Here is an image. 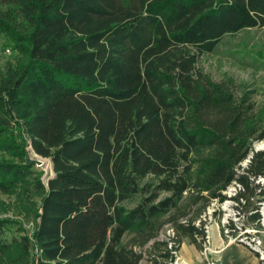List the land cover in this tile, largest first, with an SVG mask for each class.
Segmentation results:
<instances>
[{
    "label": "trees",
    "instance_id": "1",
    "mask_svg": "<svg viewBox=\"0 0 264 264\" xmlns=\"http://www.w3.org/2000/svg\"><path fill=\"white\" fill-rule=\"evenodd\" d=\"M262 27L264 0H0L18 52L0 70V194L39 199L31 237L6 240L0 219V264H164L165 225L174 251L202 252L200 217L234 184L258 227L264 115L197 62ZM23 137L51 161L46 186Z\"/></svg>",
    "mask_w": 264,
    "mask_h": 264
},
{
    "label": "rangeland",
    "instance_id": "2",
    "mask_svg": "<svg viewBox=\"0 0 264 264\" xmlns=\"http://www.w3.org/2000/svg\"><path fill=\"white\" fill-rule=\"evenodd\" d=\"M17 58L18 52L14 49L12 43L4 37L1 38L0 70H3L9 64H13ZM197 69L206 74L212 81L227 84L236 97H249L250 101L256 106L257 112L264 115V27L244 29L234 35L225 36L214 52L199 57ZM27 141L28 139L24 138L26 144L24 148L25 156L32 154L27 146ZM261 142L254 143L253 149L255 150ZM4 159L9 160L10 158L4 156ZM246 164L247 159L241 166L245 167ZM44 168L47 169L38 168V171L40 181L46 186L44 175L45 173L50 174L51 169L48 164H45ZM258 183L261 189L264 190V178L258 179ZM237 192L236 185H231L224 192L227 200L223 203L212 201L209 204L200 217V220L204 222V229L208 228L210 232L222 231L225 228H234L235 224L237 226L243 224V219L241 216L238 218L234 209L235 203L228 199ZM161 196H164V194ZM38 204L39 199L37 196L16 199L14 196L0 194V219H7L16 223L15 226L10 227L5 232L4 237L6 240L22 233L32 236L37 223L35 212ZM19 229L22 230V233ZM169 231L170 226L165 225L159 232L157 240L166 241ZM148 247L146 246L145 249ZM209 261L211 260L209 259ZM148 262V260H144L140 264H148Z\"/></svg>",
    "mask_w": 264,
    "mask_h": 264
},
{
    "label": "built area",
    "instance_id": "3",
    "mask_svg": "<svg viewBox=\"0 0 264 264\" xmlns=\"http://www.w3.org/2000/svg\"><path fill=\"white\" fill-rule=\"evenodd\" d=\"M27 146L32 151L31 152L32 154L31 155L28 154L26 158H29L30 160L38 161V164H35V165L33 164V166L36 169L41 168V169L46 170L47 168H44V165L46 164L45 161H49V165L51 169L50 160L49 159L47 160L46 158H42L36 155L30 146L29 140L27 141ZM52 175H53L52 169H51L50 174L45 173L44 178H45L46 184ZM235 185L238 188V190L241 189L239 185L237 184ZM258 211L260 215L258 227L254 225H244V224H240L241 226H237L235 224V227L233 229L225 228L222 231L220 230L219 233H220L221 238H223L226 243H238L240 245L245 246L252 253L257 255L256 257L260 264H264V203H260V207ZM237 216L239 218V215ZM205 234H206L205 243H204L203 251L201 252V254L203 255L207 264H214V262L209 261L208 259V255L211 252L209 249L210 231L208 228H205ZM173 241H174V232L170 229L166 242H167V248L170 250L171 256L169 259H167L164 262V264H186L180 259L178 251L173 250L172 248L174 245ZM148 264H151V263H148Z\"/></svg>",
    "mask_w": 264,
    "mask_h": 264
},
{
    "label": "crops",
    "instance_id": "4",
    "mask_svg": "<svg viewBox=\"0 0 264 264\" xmlns=\"http://www.w3.org/2000/svg\"><path fill=\"white\" fill-rule=\"evenodd\" d=\"M209 259L215 264H260L257 257L245 246L226 243L219 231L210 232ZM180 259L186 264H206L200 251L183 242L178 250Z\"/></svg>",
    "mask_w": 264,
    "mask_h": 264
},
{
    "label": "water",
    "instance_id": "5",
    "mask_svg": "<svg viewBox=\"0 0 264 264\" xmlns=\"http://www.w3.org/2000/svg\"><path fill=\"white\" fill-rule=\"evenodd\" d=\"M253 150H254V149H253ZM259 150H264V145L256 147L254 151L256 152V151H259ZM249 158H250V156H249ZM27 160H28L32 165H33V164H34V165H35V164H38V161L30 160L29 158H27ZM247 162H248V160H247ZM50 164H51V161H50ZM51 169H52V164H51ZM52 174H54V173H53V169H52ZM52 176H53V175H52ZM52 176H51L50 178H52ZM50 178H49V179H50Z\"/></svg>",
    "mask_w": 264,
    "mask_h": 264
},
{
    "label": "bare ground",
    "instance_id": "6",
    "mask_svg": "<svg viewBox=\"0 0 264 264\" xmlns=\"http://www.w3.org/2000/svg\"><path fill=\"white\" fill-rule=\"evenodd\" d=\"M262 145H264V142H261V143H260L259 145H257V146H262ZM45 163L48 164V166H50V165H49V162L45 161Z\"/></svg>",
    "mask_w": 264,
    "mask_h": 264
}]
</instances>
